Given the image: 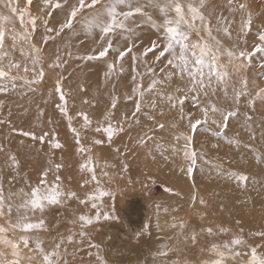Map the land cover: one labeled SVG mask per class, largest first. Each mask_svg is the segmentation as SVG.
I'll return each mask as SVG.
<instances>
[{
  "label": "rangeland",
  "instance_id": "374dc122",
  "mask_svg": "<svg viewBox=\"0 0 264 264\" xmlns=\"http://www.w3.org/2000/svg\"><path fill=\"white\" fill-rule=\"evenodd\" d=\"M238 3H245L247 10L241 12ZM21 5L27 7L31 15L47 19L48 26L57 30L67 13L66 7L47 8L44 0H33L31 5L21 0ZM233 7L237 10L230 12L227 0H207L203 11L213 25L218 15L232 21L230 39L213 30V35L222 46L253 51L259 43V32L264 31V0H234ZM0 12L7 14L3 8ZM47 12H51V16H47ZM247 12H251L252 24L245 33H241V23ZM148 16H151V22ZM161 22L159 12L147 8L146 15L136 17L131 25L135 34L118 30L110 37L112 44L108 54L89 60L86 59L88 55L98 57V51L104 44L100 41L98 29L85 33L78 21L72 30L65 29L60 35H55L46 32L44 25L38 21V27L30 35L31 43L40 49L44 78L31 85L17 79L15 87L6 83L5 89L0 91V121H4L0 123V187L7 196L22 189L29 191L46 170L50 169L47 176L49 184L56 182L55 177L59 175V183L64 189L77 193V196L49 206L45 211L52 215L68 208L77 212L93 209L96 215L99 212L100 219H94L83 230L88 229L95 237L101 232V243H92L91 247L108 262L139 258L138 263L143 264L142 258L163 260L166 256L179 262L188 252H194L196 259L207 261L214 255L210 251L212 245L229 243L238 235L245 240V245L237 249L241 255L227 261L234 259L236 264H242L252 247L257 248L258 254L264 255V237L256 235L264 231V163L257 162V157L264 159V101L257 99L254 106L249 107L248 97H242L238 106L239 115L229 120L223 132L211 120L198 126L192 133L197 143L192 146L197 160L189 176L182 152L174 154L173 148L183 147V142H177L175 136L189 131V118L193 122L202 118L199 108L192 103L191 95L185 99V117L181 119L176 109L160 102L157 93L165 90L166 86L158 85L152 93H144L141 111L133 116L136 101L141 99L139 91L133 89L137 85L146 89L151 83L147 67H153L159 78L163 75L160 68L167 63L165 58L155 61L151 52L142 55L152 41L162 36L153 27V24ZM15 23L20 29L18 19ZM137 24L141 27L137 28ZM202 36L192 32L189 41L196 43ZM7 43L10 46L12 41L8 39ZM27 47L25 44L26 50ZM128 47L132 51L108 74V65L114 63L119 53L127 51ZM179 51L177 45V58ZM13 57L21 62V69H14L12 74L31 79L33 73L23 71L26 61L19 47ZM133 57L137 59L134 61ZM221 59L226 61L227 57ZM54 62L60 63V66L50 68L48 65ZM27 63L31 68V63ZM261 65H264V55L256 53L251 57L250 66L241 73L248 79V91L252 95L259 88H264V67ZM238 80L239 77H233L237 87ZM57 81L65 95L63 107L67 116L60 111V94L54 91ZM229 91L231 93V89ZM113 99L117 104L115 108L111 106ZM207 99L221 108L233 104L231 97L225 100L222 93ZM153 100L157 101L156 109L150 106ZM78 113L87 114L91 125L82 127L83 117ZM246 115L251 119H247ZM108 120L113 125L121 124L124 129L113 136L111 143L106 134L95 130L97 126L106 125ZM160 124L164 125L163 129L159 128ZM25 132L32 135H23ZM96 139L102 140V143L94 144ZM54 141L62 146L58 149L52 147ZM200 146L203 149L200 150ZM78 148L90 151L79 152ZM203 150H209L211 156L215 155L212 164L200 159ZM224 153H230L232 159L231 173L227 176L224 174L227 173L228 160L220 156ZM10 156L16 158L18 166H12ZM89 157L97 178L95 181L91 180L93 173L80 167ZM55 164L62 167L57 171ZM216 170L222 173L214 174ZM232 173L246 175L248 180L241 185L232 178ZM100 191L107 195L96 201L97 208H92L93 201L87 197L97 196ZM81 199L86 203H81ZM210 203L221 207H212ZM104 213L110 219H103ZM178 214H186L187 217L177 220ZM181 223L184 224L183 230L179 227ZM209 228L212 229L211 234L206 231ZM193 235L196 236L195 242L191 239ZM117 240H120L118 255L114 253ZM147 244L152 249L147 248ZM164 245L167 255L161 256L159 253L164 251ZM155 246L163 248L154 249ZM199 248L201 257L197 251Z\"/></svg>",
  "mask_w": 264,
  "mask_h": 264
},
{
  "label": "snow or ice",
  "instance_id": "6c2138e0",
  "mask_svg": "<svg viewBox=\"0 0 264 264\" xmlns=\"http://www.w3.org/2000/svg\"><path fill=\"white\" fill-rule=\"evenodd\" d=\"M32 2L33 0H26L27 5H31ZM206 2L207 0H74V2L73 0H55V2L44 0L47 8H67L65 20L57 30L48 26L47 19L41 20L39 17L31 15L27 7H22L21 0H0V8L7 10V14L0 12V91L5 89L6 83H12V86L15 87L17 79H23L25 84L31 85L44 78L45 72L40 66V49L31 43L32 36L30 35L38 27V21L44 25L46 32L55 33V35H60L65 29L72 30L78 21L85 33L94 28L98 29L100 41H103L104 44L101 45L102 50L98 51V57L96 55L86 57L90 60L103 58L108 54L112 44L110 37L118 30L135 34V29L131 26L135 23V18L144 17L146 9L153 8L159 12L162 18V22L158 25L153 24V27H156L162 33V36L158 37L156 41H152L142 55L146 56L151 52L155 61H162V58H165L167 63L160 68L163 75L159 78L153 67H147L146 73L152 77L151 83L148 84L146 89H141L139 85L133 89V91H139L141 97L136 101L133 116L141 111L144 93H152L158 85L166 86L165 90L157 93L160 102L166 103L170 109H176L181 119L185 117L183 111L185 99L191 95L192 103L199 108L202 118H196L195 122L189 118V131L175 136L177 142H183V147L180 149L173 148L174 154L182 152L187 174L191 176L197 160V153L192 147V133L197 130V127L206 125L211 120V123L223 132L227 128L229 120L239 115L238 106L242 97H248L247 105L249 107H253L257 99L264 101V88H259L252 95L248 91V79L241 75L242 71L250 66L251 57L254 54L264 55V31L259 32V43L255 45L253 51L238 47L225 48L220 40L213 35V30L222 32L230 39L232 21L218 15L215 17L216 24L213 25L211 19L206 17L203 11ZM233 3L234 0H227L230 12L237 10L236 7H233ZM238 9L245 12L247 5L238 3ZM46 15L51 16V12H47ZM16 19L19 20L20 29L16 28ZM151 19V16H148L149 22H151ZM251 24L252 15L251 12H247L246 18L242 20L240 32L245 33ZM136 27L140 28L141 25L137 24ZM192 32H195L198 36L203 34L202 39L196 43L190 42L189 36ZM8 39L12 41L10 46L7 43ZM186 41H189V43H186ZM45 43H47V39H45ZM25 44L28 46L27 50L24 48ZM177 45L180 50L178 58L175 52ZM18 47L21 56L26 61L23 71L25 73L31 71L33 73L31 79L12 74L14 69H21V62L13 57V53ZM131 51V47H128L127 51H121L117 60L108 65V74H111L119 61L123 60L125 55ZM166 53L168 54L167 57H165ZM222 57H227V60H222ZM136 59V57H133L134 61ZM57 61H59V57H57ZM27 62L31 63V68L28 67ZM48 66L50 68L59 67L60 63L54 62ZM261 67H264V65H261ZM234 76L239 77V87L233 83ZM133 80H135V77H133ZM176 81L180 83H176ZM54 91L60 94V101L62 102L59 106L60 111L67 116V110L63 107V103H66L65 95L59 81H57ZM217 93H222L225 100L231 97L233 104L221 108L210 99H207ZM111 106L112 108L117 106L115 99H113ZM150 106L156 109L158 107L157 101L153 100ZM77 115L83 117L82 127L86 128L91 125L92 122L87 114L78 113ZM246 118L251 119L247 115ZM0 123H4V121H0ZM159 128L163 129L164 125L160 124ZM95 130L106 134L108 142L111 143L113 136L124 129L121 124L113 125L108 120L106 125L97 126ZM23 135L32 134L25 132ZM33 138L35 139L34 136ZM40 139L43 140V137ZM76 142L78 145L80 144L79 134H77ZM93 142L99 145L102 140L96 139ZM61 146L56 141L52 144V147L57 149ZM78 151L85 152L90 151V149L78 148ZM9 159L13 167L18 166L14 156H10ZM257 162L264 163V159L257 157ZM90 165L91 157L82 163L80 167L81 170L93 173L91 180L95 181L97 178ZM54 167L58 171L62 166L55 164ZM49 171L50 169L44 171L37 185L31 187L29 191L22 189L6 196L3 188L0 187V264H60L62 257L60 249L64 244L63 240L56 243L53 249L45 250L40 241H36L33 248L29 236L34 230L45 228V221L42 217L32 221L29 213H43L49 206L61 204L64 200L77 196V193L64 189L62 184L59 183V175L55 177L56 182L49 184L47 181ZM231 176L241 185L248 180V177L242 174L232 173ZM165 190L171 191L170 189ZM104 195H107V193L100 191L97 196L89 195L87 197L88 200L93 201L92 208H97L96 201ZM17 201L19 202L17 203ZM80 202L86 203L84 199H81ZM201 203H203L202 200ZM100 215L98 212L94 218H88L84 215L79 216L78 220L82 222L81 228L83 229V227L92 224L93 219L99 220ZM103 219H110V216L104 213ZM172 226L176 227L175 224ZM179 227L183 230L184 224L181 223ZM206 231L209 234L212 233L211 228ZM221 231H226V229H221ZM83 234V231H81V235ZM256 235L264 237V231L258 232ZM66 239L68 243L72 242L71 235ZM191 239L195 242L196 236L193 235ZM244 245L245 240L238 235L234 236L229 243L220 246L212 245L210 251L214 255L207 264H227L229 258L241 255L237 249ZM25 249L32 254H27L24 251ZM159 255L166 256L167 251L162 250ZM247 255L248 258L245 264H264V255L258 254L256 247H252ZM37 256H39L38 262L36 261ZM97 259L100 264H103L99 256Z\"/></svg>",
  "mask_w": 264,
  "mask_h": 264
},
{
  "label": "bare ground",
  "instance_id": "6f19581e",
  "mask_svg": "<svg viewBox=\"0 0 264 264\" xmlns=\"http://www.w3.org/2000/svg\"><path fill=\"white\" fill-rule=\"evenodd\" d=\"M194 140H195V136H193V141ZM193 143H196V141H194ZM201 149L203 148L200 146V150ZM203 152H204L203 157H201L200 159L204 160V162L206 161L212 164L214 161L212 157H214L215 155L211 156V152L209 150L208 151L203 150ZM220 156H223L225 159L228 160V165H227L228 169H226L227 173L224 174V176H227L231 173L230 169L232 167V164H231L232 159H231L230 153L220 154ZM216 173L218 175V173L221 174L222 172L216 170L214 174ZM211 174H213V171H211ZM204 191L205 190H203L202 192ZM18 202L19 201H17V203ZM210 204L212 207H217V208L221 207L220 205H217L216 203H210ZM68 209L69 210H62L60 213L58 212L57 215H52L50 212H46V211H44L43 213H39V212L29 213V217L32 221H36L38 218H41V217L45 221L44 229L38 230L39 232L37 233L32 232L29 234L30 241L32 242V247L33 248L35 247L36 241H40L42 243V247L45 250H51L54 248L56 243H59L60 241L63 240L64 244L62 245L60 249L62 253L60 264H65V262L66 264H100V261L97 259V257L98 256L101 257L102 254L97 253L98 250L97 252L96 251L94 252L91 245L92 243H98V244L101 243L102 241L101 235H100L101 232L100 234L97 235V237H95L96 235L91 232H88V229H86V231L81 229L82 222L78 220V217L81 215H84L88 218H94L96 214H94V211H92L93 209L92 210L89 209V211H92L93 214L92 212H89V211L77 212L74 209H73L74 211L71 210L70 208ZM186 217H187L186 214L184 215L178 214L177 220L179 219L181 220ZM81 231H83L84 233L83 235H81ZM70 235L72 236V242L68 243L66 238ZM116 243L117 245L114 247V253L118 255L119 250H120V240H117ZM147 248L152 249V246L147 244ZM161 248L163 247H160V248H157V246L154 247V249H159V250H161ZM165 250H166V245H164V251ZM24 251L29 255L32 254L28 252L27 249H25ZM197 251H198L199 257H201L202 255L201 249L199 248ZM183 258L184 259H179V262L178 260H176L177 262H175V260H172L174 258H168L167 256L163 260H156V258L155 260L154 259L153 260L143 259V258L141 260L143 264H207V262L211 260L209 259L207 261H203V259H196L194 257V252L192 253L188 252V254ZM210 258H213V256H210ZM110 259L112 258L110 257ZM138 259L137 260L135 258L128 259L127 261L126 260L125 261H122V260L113 261L112 260L113 262H108L106 258L104 259L101 258V260L103 261V264H140V262L138 263L139 261ZM36 261L37 262L39 261V256L36 257ZM245 261L246 260H244V262H241V263L245 264ZM227 264H236V261L233 259L231 261H227Z\"/></svg>",
  "mask_w": 264,
  "mask_h": 264
}]
</instances>
